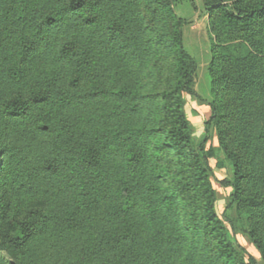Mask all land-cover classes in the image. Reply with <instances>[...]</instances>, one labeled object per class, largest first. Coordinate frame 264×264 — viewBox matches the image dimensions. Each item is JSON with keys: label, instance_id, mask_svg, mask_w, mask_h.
<instances>
[{"label": "trees", "instance_id": "trees-1", "mask_svg": "<svg viewBox=\"0 0 264 264\" xmlns=\"http://www.w3.org/2000/svg\"><path fill=\"white\" fill-rule=\"evenodd\" d=\"M202 1L218 45L196 142L179 0H0V121L17 125L0 134V264H258L232 212L264 264V0Z\"/></svg>", "mask_w": 264, "mask_h": 264}, {"label": "rangeland", "instance_id": "rangeland-1", "mask_svg": "<svg viewBox=\"0 0 264 264\" xmlns=\"http://www.w3.org/2000/svg\"><path fill=\"white\" fill-rule=\"evenodd\" d=\"M174 13L182 20V46L186 53L195 61L196 71L192 84V92L195 96L184 95L185 108L187 116L190 120L192 130V137L196 142H199L205 136L204 124L209 120L210 108L209 102L212 100L211 96V77L209 76V66L212 60L213 49L218 45L215 36L211 30L208 16L205 13L202 0H179L174 7ZM47 61L44 56L36 63L35 71L40 72L46 65ZM155 72L152 74L154 75ZM148 80L144 79L143 84ZM156 83L154 84V86ZM153 86V84H152ZM11 89L4 86L2 78H0V106L11 95ZM0 120H4L0 117ZM252 120V117H250ZM0 134L4 137L8 134L14 135L17 125L11 122H1ZM6 128L4 131L2 129ZM4 132V133H3ZM9 135V136H10ZM212 146L216 148L218 156L210 159V166L214 171L215 180H213V188L217 196V207L221 212L228 202V198L232 193L230 187L221 188L218 181L224 178H230L232 175L231 164L224 158L221 152L217 149V141L215 134L206 144V147ZM182 216L186 215L184 210H181ZM233 221H235V239L237 243L245 250V252L253 257L258 264H262L260 256L256 249L250 244L247 233L245 220H238L235 213L230 214Z\"/></svg>", "mask_w": 264, "mask_h": 264}]
</instances>
